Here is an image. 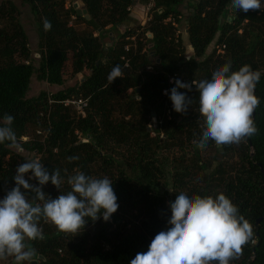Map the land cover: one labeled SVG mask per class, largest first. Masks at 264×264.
Listing matches in <instances>:
<instances>
[{
    "label": "trees",
    "instance_id": "obj_1",
    "mask_svg": "<svg viewBox=\"0 0 264 264\" xmlns=\"http://www.w3.org/2000/svg\"><path fill=\"white\" fill-rule=\"evenodd\" d=\"M20 1L36 22L40 58L35 68L20 11L12 1L2 2L0 122L5 114L14 117L12 128L23 151L9 147V142L0 144V193L15 187L16 168L27 161L23 154L28 153L49 173L60 170V191L51 182L42 189L51 198L69 191L67 178L79 171L109 178L119 205L108 221L102 216L88 220L76 233L60 232L41 219L44 238L25 242L37 253L31 262L130 264L137 253L148 251L156 234L168 229V202L184 191L229 198L253 233L229 264H264V8L245 13L231 8V0H153L144 25L112 34L115 41L106 46L103 39L131 20L133 7L150 0H81L89 19L72 5L67 8L64 0ZM181 7L187 12L184 18ZM45 19L51 22L47 31ZM71 19L90 31H76ZM181 24L190 57L178 34ZM212 44L216 48L207 53ZM69 59L73 76L88 74L54 94L26 98L35 73L48 85L62 86ZM229 62L231 71L250 65L261 73L254 92L260 103L252 114L258 132L239 143L209 141L197 147L204 117L195 86L190 92L179 90L192 100L183 114L174 111L169 95L162 92L170 93L175 84L169 78L180 77L185 65L187 77L180 78L195 84L211 80L212 73ZM116 65L122 76L110 82L108 75ZM69 99L87 100L84 117L63 105ZM151 120L156 122L153 127ZM205 153L214 166L205 162ZM72 156L78 159L70 162Z\"/></svg>",
    "mask_w": 264,
    "mask_h": 264
},
{
    "label": "clouds",
    "instance_id": "obj_2",
    "mask_svg": "<svg viewBox=\"0 0 264 264\" xmlns=\"http://www.w3.org/2000/svg\"><path fill=\"white\" fill-rule=\"evenodd\" d=\"M230 7L247 13L260 10V0H231ZM45 30L51 22L43 21ZM231 63L218 67L211 80L184 83L170 81L175 87L165 92L173 109L186 113L192 100L185 93L194 85L199 93L200 113L204 117L202 134L197 147H205L209 141L216 145L239 143L258 132L252 114L259 106L255 87L261 73L250 65L231 71ZM122 76L119 65L113 67L108 80L113 82ZM14 117L5 114L0 122V144L23 151L12 128ZM78 157H68L71 162ZM32 175L25 179V174ZM15 187L0 199V260L13 257L15 264L31 262L36 250L25 241L43 239L39 222H50L60 232L76 233L88 220L101 216L108 221L119 205L112 181L107 178L86 176L83 172L69 175L70 190L51 198L42 189L51 182L60 191L63 182L59 169L52 173L39 159L27 160L16 168L13 176ZM32 180L38 185L31 183ZM23 189V191H22ZM171 217L166 231L155 235L147 252L137 253L130 264H229L241 254L242 246L252 237V225L239 214V209L223 193L212 196H189L181 191L174 202L169 201Z\"/></svg>",
    "mask_w": 264,
    "mask_h": 264
},
{
    "label": "rangeland",
    "instance_id": "obj_3",
    "mask_svg": "<svg viewBox=\"0 0 264 264\" xmlns=\"http://www.w3.org/2000/svg\"><path fill=\"white\" fill-rule=\"evenodd\" d=\"M6 0H0V4ZM12 1L19 9L20 11V17L19 20L21 24L24 27V30L26 32L27 38H28V47L31 52V62L35 68L38 67V62L40 58V48H39V37H38V31H37V26L36 22L33 19L32 15L30 14L29 7L26 5L21 4L20 0H10ZM66 7H70L71 5L73 6V3L75 2L74 0H64ZM78 7H82L81 0H76ZM261 2V8H264V0H260ZM135 7V6H134ZM135 11L139 12V15L135 16L136 13H134L131 17V20L128 22L124 23L123 25L119 26L116 28V32L113 31L110 36L107 38L105 37L103 39V42L106 43V46H111L115 38H112V34L115 37L116 33H123L125 30L129 28H134L137 25H144L147 21L146 16H145V10L144 7H135ZM180 11L182 13V17L184 18L187 15V12L184 10L183 7L180 8ZM145 22V23H144ZM69 25L73 26V28L78 31V32H85V31H90V28L87 27L84 23L81 21H75L74 19H71L69 22ZM178 34L180 35L182 42L186 48V57H190L191 52L188 49V43H187V38H186V33H185V26L183 24L179 25L178 27ZM96 35V33H95ZM111 37V38H110ZM216 48L214 44L210 45V47L207 50V53L212 52V50ZM187 70H188V65L183 66L182 71L180 72V77L185 78L187 77ZM72 69H71V60L69 59L66 62L64 71H63V77H64V84L62 86H51L48 85L46 82L40 81L37 78V74H33L31 80H30V86L29 90L27 92L26 98H34L38 96L40 92H46L49 94H54L57 91L64 90L68 87H71L75 85L77 82H79L85 75L88 74L87 71H84L83 73L79 75H72ZM155 120H151L150 125L153 127L155 125ZM24 157L27 158V160H31L33 157L31 154L24 153ZM204 160L207 162L208 166H214V160L212 159V156L209 153L204 154ZM6 193H0V199H3L5 197ZM27 241V240H26ZM25 241V242H26ZM35 264H39V262L35 261ZM0 264H15L14 258L9 257L7 259L0 260ZM21 264H29V262L24 261L21 262Z\"/></svg>",
    "mask_w": 264,
    "mask_h": 264
},
{
    "label": "built area",
    "instance_id": "obj_4",
    "mask_svg": "<svg viewBox=\"0 0 264 264\" xmlns=\"http://www.w3.org/2000/svg\"><path fill=\"white\" fill-rule=\"evenodd\" d=\"M153 5H154L153 0H150L149 3L144 7V10L146 12L145 16H146L147 21L149 19V12L152 9ZM129 10H130V8H129ZM223 48L224 47H221V49H223ZM125 66H127V64H125ZM175 79H179L182 82L187 83L184 79H181L177 74H175L169 78V83L172 84V82H170V81H174ZM165 92H166V90H164L162 92L163 95H166ZM62 103L64 106H72L78 116H80V117L85 116V109L87 108V103H88L87 100H85V99H69V100L62 101ZM24 140H26V138H24ZM252 243H254V242H252Z\"/></svg>",
    "mask_w": 264,
    "mask_h": 264
},
{
    "label": "water",
    "instance_id": "obj_5",
    "mask_svg": "<svg viewBox=\"0 0 264 264\" xmlns=\"http://www.w3.org/2000/svg\"><path fill=\"white\" fill-rule=\"evenodd\" d=\"M74 1L75 2L73 3V8L76 10V13L80 16L85 17L86 19H89L88 15H87V11L85 10V8L83 6L78 7L76 0H74ZM260 221H261V219H258L256 224H258ZM35 263H36L35 261L31 262V264H35Z\"/></svg>",
    "mask_w": 264,
    "mask_h": 264
},
{
    "label": "crops",
    "instance_id": "obj_6",
    "mask_svg": "<svg viewBox=\"0 0 264 264\" xmlns=\"http://www.w3.org/2000/svg\"><path fill=\"white\" fill-rule=\"evenodd\" d=\"M135 7H145L144 5H140V4H137L135 5ZM135 7H133L132 11H131V16L136 13L135 16L139 15V12L138 11H135ZM134 16V15H133Z\"/></svg>",
    "mask_w": 264,
    "mask_h": 264
}]
</instances>
